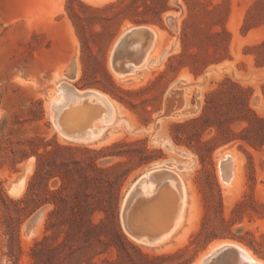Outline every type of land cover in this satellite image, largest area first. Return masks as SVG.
Returning <instances> with one entry per match:
<instances>
[{"label":"rangeland","instance_id":"obj_1","mask_svg":"<svg viewBox=\"0 0 264 264\" xmlns=\"http://www.w3.org/2000/svg\"><path fill=\"white\" fill-rule=\"evenodd\" d=\"M139 27L158 35L153 57L148 66L118 76L114 50ZM60 85L109 98L115 110L109 123L100 121L107 109L97 102L71 103L61 114L78 131L104 128L100 136L77 141L63 135L54 109ZM247 106L264 121V0H0V194L16 201L43 192L42 180L30 188L36 153L45 170L61 160L95 161L119 186L126 240L110 225L101 226L91 245L71 240L63 248V259L77 251L68 259L73 264H198L218 243L242 245L264 264V146L242 139L249 135L248 123L238 117L251 116ZM231 158L236 175L227 182ZM159 170L170 176L154 183L156 191L137 189L143 176ZM177 182L186 191L181 225L153 244L148 240L156 224L164 233L179 217ZM49 186L57 187L52 181ZM154 197L160 204L170 199L167 207L157 201L155 206ZM53 208L48 203L26 217L12 203L5 211L0 199V264H35L36 242L48 237L46 244L53 246L67 238L68 228L49 226ZM101 218L103 213L93 216L95 223ZM14 228L11 238L8 230ZM36 249L40 264H50L46 249Z\"/></svg>","mask_w":264,"mask_h":264},{"label":"trees","instance_id":"obj_2","mask_svg":"<svg viewBox=\"0 0 264 264\" xmlns=\"http://www.w3.org/2000/svg\"><path fill=\"white\" fill-rule=\"evenodd\" d=\"M246 110L251 114L250 117L246 115L238 117L240 121L248 123L244 132L249 133V135H243L242 139L255 148H261L264 146V121L248 106ZM200 120L202 119L198 118L194 120L193 123L199 122ZM216 127L220 136L222 130L218 125ZM226 141L230 142L232 140ZM58 148L73 150L79 149L80 147L58 144ZM84 149L87 150V148ZM45 154H54V150L46 149ZM36 155L38 157V162L35 173L30 180V188H34L36 183L42 180L44 181L43 192L34 193L31 199L22 198L16 201L0 194V199L5 211H8L9 204L12 203L16 206V213L23 214L26 217L34 210L45 204L51 203L54 205V208L49 215V226L56 227L60 230L68 228L66 229L67 238H65L62 243L57 242L55 245L49 246L46 244L48 237H45L43 241L36 242L32 254L35 259V264H40L43 261V258L37 256L36 248L38 247L46 249V263L73 264L74 262L68 261V259L75 258L76 256L74 254L77 253V251H72L63 259L61 258L63 248L68 246L71 240H82L84 243H89L91 245L94 239H99V230L102 228L101 226H105L106 224L111 226L112 232L116 234V236L126 240L120 227L119 186L117 188L115 182L103 176V174H108L109 169L105 170L98 168L95 161L87 162L82 159H72L70 161L61 160L58 164L54 162V167L45 170L41 160L42 156L38 153H36ZM73 165L75 168H72ZM89 169L98 173L95 175L89 174ZM51 181L53 184L57 185L55 189L50 188L49 184ZM106 183H108V188L105 186ZM30 203L34 204L32 210L29 208ZM97 212L103 213L104 218H101L98 223H95L93 216ZM8 234L11 238H14V235L17 234V228L16 230L15 228L14 230H8ZM66 258L67 261H65ZM81 263L82 261L78 260L76 264Z\"/></svg>","mask_w":264,"mask_h":264},{"label":"bare ground","instance_id":"obj_3","mask_svg":"<svg viewBox=\"0 0 264 264\" xmlns=\"http://www.w3.org/2000/svg\"><path fill=\"white\" fill-rule=\"evenodd\" d=\"M132 29V28H131ZM155 33V45H156V42H157V37H158V35L156 34V32H154ZM120 39V38H119ZM119 44V43H118ZM117 47V46H116ZM154 50V49H153ZM115 51V50H114ZM153 52V51H152ZM151 52V53H152ZM151 53H150V51L148 52V55H147V58L145 59V61L141 64V65H133L132 66V69H131V71H130V75H131V73H133L135 70H137V69H139V68H141V67H144V66H148V64H149V62H150V59L153 57V56H151ZM113 55H114V53H113ZM152 63V62H151ZM36 64V63H35ZM34 64V65H35ZM30 66V65H29ZM143 70V69H142ZM34 71V70H33ZM76 73V72H75ZM117 75L118 76H122V75H120V74H118L117 73ZM128 75V74H127ZM124 77V76H123ZM68 84V83H67ZM61 86V85H60ZM71 86V85H70ZM72 88H68V86H61L60 88H59V91H57L58 92V95H59V98H57V99H55V102H54V109L56 110V114H55V122H56V124L59 126L58 128L60 129V126L63 124V119H65V118H67V117H65V118H63L62 119V113H64L63 111H64V109H65V106H64V104H65V102H71V101H73V99L75 98H73L72 96H75V94H74V92L76 93V94H78L79 96H84V95H88V94H92L93 96H90L89 98H88V100L86 101V102H92V103H95V102H97V104L98 103H100L101 105H103V106H105L106 107V109H107V113H104L103 114V116H102V118L100 119V121L101 122H103V123H109V122H111V121H113V118H115L114 116H115V110H114V108H113V105L111 104V102H110V100H109V98L106 96V95H104V94H102V93H99V92H93V91H73V94L72 95H70L71 93H70V90H71ZM95 95V96H94ZM55 98H56V95L54 96ZM58 97V96H57ZM81 99V98H80ZM81 101V100H80ZM86 102H84L85 104H87ZM84 103H82L83 105H84ZM75 105H76V103H74ZM91 104V103H90ZM96 104V105H97ZM80 105V104H79ZM93 105V107L92 108H94V104H92ZM91 105V106H92ZM74 106V105H73ZM85 106V105H84ZM88 106V105H87ZM86 107V106H85ZM99 107V106H98ZM70 108V107H69ZM72 108V107H71ZM80 109V108H79ZM83 109V108H82ZM94 110V109H93ZM97 110V109H96ZM78 111V110H77ZM82 111V110H81ZM87 111V110H86ZM100 111H101V107H100ZM72 114H73V110L72 111H70ZM102 112V111H101ZM79 113V112H78ZM77 113V114H78ZM84 113V112H83ZM68 114V116H69V114L70 113H67ZM99 114H100V112H99ZM84 115V114H83ZM97 115V114H96ZM74 116H75V114H74ZM91 116V115H90ZM75 117H77V116H75ZM84 118V117H83ZM89 118V117H88ZM98 118V117H97ZM120 120V119H119ZM122 120V119H121ZM124 120V119H123ZM122 120V121H123ZM84 121V120H83ZM92 121V120H91ZM118 121V120H117ZM126 121V120H125ZM87 122V121H86ZM99 122V121H98ZM124 122V121H123ZM88 123V122H87ZM96 123V122H95ZM96 124H98V123H96ZM115 124V123H114ZM119 124V123H118ZM94 125V124H93ZM117 125V124H116ZM124 125H125V123H124ZM84 126H85V123H84ZM100 126V125H99ZM101 127H102V124H101ZM89 128V127H88ZM61 130V129H60ZM103 130H104V128H96V129H90V130H86V131H81L82 132V137H83V139H84V141H87V140H92V139H94V138H96V137H98V136H100L101 134H102V132H103ZM62 131V130H61ZM63 133V135L65 136V137H67V138H69V139H72L69 135H67L65 132H62ZM90 140V141H91ZM230 157V156H229ZM228 157V158H229ZM227 158V159H228ZM223 159V158H222ZM226 159V158H225ZM226 159V160H227ZM222 161V160H221ZM224 161V160H223ZM170 162H172V161H170ZM159 163V162H158ZM158 163H155V164H158ZM162 163V162H161ZM166 163V162H165ZM165 163H163V164H165ZM171 164V163H170ZM223 164H226V163H223ZM154 165V164H153ZM160 165V164H159ZM225 166H227V165H225ZM152 167H154V166H152ZM156 167H158V166H156ZM162 167H163V165H162ZM222 167V166H221ZM223 168H227V167H223ZM223 168H221V169H223ZM161 169V168H160ZM150 170H151V168H150ZM153 171V170H152ZM159 171H161V170H159ZM222 171H224V169L222 170ZM171 172V171H170ZM226 172V171H225ZM153 173V172H152ZM174 173V172H173ZM224 173V172H223ZM149 174H150V172H148L147 173V175H145V176H143L141 179H140V181H139V183H141V186H140V189H141V192L142 193H147L148 194V192H150V191H152V190H154V188H155V185L152 183V182H149L148 180H147V178H148V176H149ZM174 175V174H173ZM225 175V174H224ZM235 175H236V171H235V163H234V159L233 158H231V159H229L228 160V170H227V178H228V181L227 182H232L233 180H234V178H235ZM170 178V177H169ZM177 178V177H176ZM175 178V179H176ZM223 178L225 179V176H223ZM171 180V179H170ZM167 181V180H166ZM173 181H174V179H173ZM224 181V180H223ZM225 181V182H226ZM172 182V181H171ZM170 182V183H171ZM176 183V182H175ZM161 184V183H160ZM138 185V184H137ZM157 185V184H156ZM181 185V184H180ZM175 186V185H174ZM177 186V185H176ZM176 186H175V188H176ZM166 187H167V185H166ZM165 187V189L164 190H167V188ZM164 188V187H163ZM158 189V188H157ZM169 190H171V189H169ZM169 190H167V191H169ZM176 190V189H175ZM155 191H156V188H155ZM167 191H165L166 193H167ZM183 192H182V196H181V199H182V201H180V202H182V205H180L179 204V206H178V210H177V213L178 212H180V214H179V217L178 216H176V218L177 219H172L170 222H172V221H176L175 223H174V225L171 227L170 226V224H169V226L171 227V228H169V226H168V230L166 231V232H164V233H162L163 231L162 230H160L159 228H158V225L156 224V226H157V228H153L154 230L153 231H155V233L157 232L158 233V231H159V233H160V231H161V235H162V237L158 240L159 242H161V241H163V240H167V239H169L172 235H173V233H175L176 232V230L178 229V227L181 225V222H182V219H183V209H184V206H185V201H186V191H185V188L182 190ZM140 192V193H141ZM165 192H164V194H165ZM178 192H180V189H179V191ZM138 193H139V191H138ZM137 193V194H138ZM157 193V192H156ZM159 193V192H158ZM168 193H170V192H168ZM167 193V194H168ZM132 194V193H131ZM147 194H146V196H147ZM154 194H155V192H154ZM174 194V193H173ZM177 194V193H176ZM181 193H179V195H180ZM139 195H143V194H139ZM158 195V194H157ZM135 197H136V195H134ZM150 196V195H149ZM156 196V195H155ZM160 196H161V194H160ZM162 196H163V194H162ZM162 196H161V198H162ZM166 196V195H165ZM143 198L145 197V196H142ZM179 197V196H178ZM138 198H140V197H138ZM152 198H153V195H152ZM163 198H165V197H163ZM166 198H170L169 196L167 197L166 196ZM162 199L163 200V202L165 201V200H167V199ZM142 199V198H141ZM147 199H148V196H147ZM151 199V198H150ZM157 200H159V197L158 198H156ZM155 199V197H154V199H152V201L156 204V200ZM171 199V198H170ZM170 199H168V200H170ZM180 199V198H179ZM179 199H177V200H179ZM137 200V199H136ZM144 200V199H143ZM145 200H146V197H145ZM161 200V199H160ZM167 200V201H168ZM133 201H135V198H134V200ZM139 202H141L140 200H138ZM150 201V200H149ZM152 201H150V202H152ZM174 201V200H173ZM143 202H145V201H143ZM152 202V203H153ZM163 202H161V204H160V202H158L157 201V203H159L160 205H162V203ZM166 202V201H165ZM164 202V203H165ZM171 202V201H170ZM138 202H136L135 201V203H133V204H137ZM148 204V201L147 202H145V204ZM154 203H153V205H154ZM167 203V202H166ZM165 203V204H166ZM168 203H169V201H168ZM167 203V204H168ZM177 203V202H176ZM132 204V203H131ZM131 204H129L130 206H131V208H133L132 207V205ZM144 204V203H143ZM143 204H141L142 206H143ZM167 204H166V207H167ZM139 205V204H138ZM137 205V206H138ZM140 205V206H141ZM159 205V206H160ZM173 205V204H172ZM177 205L178 204H174V207H177ZM126 206H128V203H127V205ZM125 206V207H126ZM141 206V207H142ZM149 206V205H148ZM155 206H158L157 204L155 205ZM165 206V205H164ZM124 207V208H125ZM146 207V206H145ZM145 207H143V208H145ZM151 207V206H150ZM154 207V206H153ZM161 207V206H160ZM165 207V208H166ZM179 207H181V210L179 211ZM128 208H130V207H128ZM142 208V209H143ZM149 208V207H148ZM164 208V207H163ZM134 209V208H133ZM137 209V211H138V207L136 208ZM139 209H141V208H139ZM156 210V209H158V208H156V207H154L153 208V210ZM127 210V209H126ZM144 210V209H143ZM142 210V211H143ZM149 209H147V211H146V213L147 212H149L148 211ZM152 210V209H151ZM161 209H159V211H160ZM124 211H125V209H124ZM136 211V210H135ZM134 211V212H135ZM142 211H140L141 213H142ZM175 211V210H174ZM133 212V211H132ZM139 212V213H140ZM144 212V211H143ZM151 212V211H150ZM158 212V211H157ZM145 213V212H144ZM153 213H155L154 211H152L150 214H153ZM130 214L132 215V216H134L131 212H130ZM149 213H148V215H150ZM162 214V213H161ZM123 215H124V213H123ZM139 215V214H138ZM143 215H145V214H143ZM158 215V214H157ZM157 215H155V218H156V216ZM175 215H177V214H175ZM175 215H173V216H175ZM135 216H137V215H135ZM134 216V217H135ZM142 216V215H141ZM140 215H139V218L141 217ZM152 217H154V215H151ZM134 217H132L133 218V222H134V219L136 218H134ZM149 217V219H150V216H148ZM162 217V216H161ZM130 219H131V216L129 217ZM142 218V217H141ZM147 218V217H146ZM149 219H146L145 221H149ZM132 221V220H131ZM139 221V220H138ZM140 221H141V219H140ZM145 221H142V222H144V225H145ZM133 222H132V224H133ZM149 222H151V221H149ZM158 222V221H157ZM129 224L131 223V222H128ZM139 224H140V226L141 225H143V224H141V222H138ZM148 223V222H147ZM127 224V223H126ZM133 225H135V223L133 224ZM172 225V224H171ZM127 228V227H126ZM136 228H137V226H136ZM136 228H132V229H136ZM139 228V227H138ZM137 228V229H138ZM128 229V228H127ZM158 229V230H157ZM128 230H130V229H128ZM127 231V230H126ZM135 231V230H134ZM152 231V230H151ZM152 231V232H153ZM129 232V231H128ZM138 232V231H137ZM142 233V232H141ZM149 233V232H148ZM151 233V232H150ZM149 233V234H150ZM157 233H156V235H157ZM128 234H130V233H128ZM143 234H145V233H143ZM147 234V233H146ZM154 234V233H153ZM131 235V234H130ZM135 235V234H134ZM155 234H154V236H156ZM145 236V235H144ZM154 236H153V238H154ZM158 236V235H157ZM149 239V238H148ZM149 241V240H148ZM152 243V242H151ZM154 244V243H153ZM224 245H232V246H235V247H238L239 249H241V251L244 253V255H245V258H244V260H243V264H263L262 262H260V261H258L254 256H253V254L247 249V248H245V247H243L242 245H238V244H234V243H226V244H222V245H220V243H218V244H216V245H214L208 252H206V254H208L209 252H211L212 250H214V249H218V248H220V247H222V246H224ZM205 254V255H206ZM204 255V256H205Z\"/></svg>","mask_w":264,"mask_h":264},{"label":"water","instance_id":"obj_4","mask_svg":"<svg viewBox=\"0 0 264 264\" xmlns=\"http://www.w3.org/2000/svg\"><path fill=\"white\" fill-rule=\"evenodd\" d=\"M155 42V34L148 28L139 27L129 31L118 44L114 56H113V69L120 75H127L130 73L133 65H141L147 58L148 52L152 49ZM69 88V87H68ZM74 89L70 90V95L73 94ZM75 96L71 102H65V108L70 107L71 103H84L88 100L92 94L79 96L74 92ZM95 96V95H94ZM81 98V99H80ZM81 100V101H80ZM60 126L61 132H65L72 140L84 141L82 132L74 129L68 121H62ZM59 127V126H58ZM170 176L165 171L150 173L147 180L149 182L159 183L161 178ZM180 188L181 196L183 187L177 182ZM141 183H138L137 189H139ZM41 212L35 215L29 223L32 228L40 219ZM130 233H132L130 231ZM139 239H144L145 236L141 233L136 234ZM162 235L155 238H150V242H157ZM245 258L244 253L238 247L232 245H224L218 249H214L206 254L198 264H243Z\"/></svg>","mask_w":264,"mask_h":264}]
</instances>
